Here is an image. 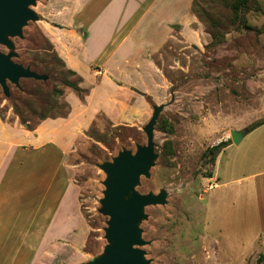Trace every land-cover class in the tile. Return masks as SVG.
I'll list each match as a JSON object with an SVG mask.
<instances>
[{
    "label": "rangeland",
    "instance_id": "1",
    "mask_svg": "<svg viewBox=\"0 0 264 264\" xmlns=\"http://www.w3.org/2000/svg\"><path fill=\"white\" fill-rule=\"evenodd\" d=\"M48 1L28 5L35 18L0 42V54L46 77L6 81V94L0 86V163L13 148L9 135L64 119L66 175L76 187L82 231L74 235L75 248L68 245L71 236L50 237L49 243L34 237L27 252L20 251L27 237L11 236L0 248V263L89 264L101 257L109 245L102 200L110 177L99 166L111 164L123 150L134 154L145 146L144 128L159 108L152 129L154 158L130 194L164 192L165 202L142 208L136 223L140 244L134 248L147 264H264L248 196L249 139L234 145L229 135L235 122L247 123L241 128L246 129L264 114L259 101L264 95V33L256 32L264 27V0H255L260 11L248 0L236 18L230 11L236 0H197L216 30L226 33L223 42L211 46L212 28L190 11L181 17L182 24H174L161 49L142 57L136 67L141 73H123L130 83L96 68L91 74L83 71V77L70 74L42 30ZM64 81H79L86 93L79 98ZM226 140L230 145L214 162L202 156ZM241 190L247 193L243 202L237 194Z\"/></svg>",
    "mask_w": 264,
    "mask_h": 264
},
{
    "label": "crops",
    "instance_id": "2",
    "mask_svg": "<svg viewBox=\"0 0 264 264\" xmlns=\"http://www.w3.org/2000/svg\"><path fill=\"white\" fill-rule=\"evenodd\" d=\"M191 2L49 0L51 8L43 14L46 27L42 30L67 68L79 76L83 77L85 70L91 74L96 68L103 76L130 83L123 73L139 72L136 67L142 57L161 49L174 24H182L181 17L188 16ZM154 42L157 45L152 47ZM100 83L106 81L102 79ZM259 101L264 108V95L259 96ZM260 117L264 114L251 122ZM62 122V118L45 120L32 132L8 136L13 148L0 163L2 249L11 236L19 234L27 237L21 252L33 246L34 237L49 243L50 237L71 236L68 245L75 248L74 235L82 231V222L76 187L67 180L66 127ZM234 124L232 130H240L247 123ZM247 137L251 165L248 196L258 221L257 240L264 245V124L246 132L241 140ZM237 194L243 202L247 193L241 190Z\"/></svg>",
    "mask_w": 264,
    "mask_h": 264
},
{
    "label": "water",
    "instance_id": "3",
    "mask_svg": "<svg viewBox=\"0 0 264 264\" xmlns=\"http://www.w3.org/2000/svg\"><path fill=\"white\" fill-rule=\"evenodd\" d=\"M35 0H0V42H5V35L19 33L20 26L35 16L27 8ZM19 79L45 80L44 75L37 74L28 68L15 64L7 55L0 54V86L7 93L6 81L17 84ZM159 108H155L150 121L144 128L146 145L138 147L134 154L123 150L112 160L111 164L99 167L110 179L105 182L102 213L109 217L105 229V246L103 255L93 259L89 264H147L142 252L134 248L140 244L136 223L141 218L144 206L163 204L165 193L157 195L130 194L140 174L147 172L154 158L152 129L156 122ZM246 130L230 131L232 144L237 145Z\"/></svg>",
    "mask_w": 264,
    "mask_h": 264
},
{
    "label": "trees",
    "instance_id": "4",
    "mask_svg": "<svg viewBox=\"0 0 264 264\" xmlns=\"http://www.w3.org/2000/svg\"><path fill=\"white\" fill-rule=\"evenodd\" d=\"M247 2L248 0H236L230 5V9H231L230 11L233 15V18L239 17V14L241 12L240 10L245 9V5L247 4ZM252 2H254V4L256 5V11H260L259 6L257 5V3H255L256 1L252 0ZM190 11L192 12V14H194L197 17V19L200 22L206 25L208 24L212 28V30H209L208 32L211 37V42H210L211 46H216L219 43L223 42L224 36L226 33L225 34L222 32L220 33L219 31L216 30L215 21L209 17L208 12L205 11L200 6L197 0H192L191 5H190ZM256 32L258 34L264 33V27H262L261 29H258ZM69 73L73 75L75 74L73 71H69ZM63 84L67 86L68 88L72 89L74 92H76L79 98H81L82 94L86 93V90L79 86V81L77 83H74V82L70 83V82L64 81ZM261 124H264V118L259 119L255 122H252L250 125L246 127L245 130L246 132H250L251 130L260 126ZM229 144H230L229 140L219 142L217 145H214L206 149V151L203 153L202 156L203 157L208 156L210 161L214 162L216 156L221 152L223 148H225Z\"/></svg>",
    "mask_w": 264,
    "mask_h": 264
}]
</instances>
